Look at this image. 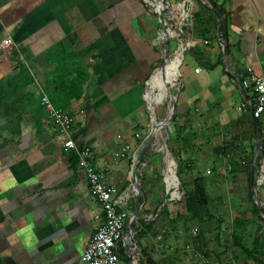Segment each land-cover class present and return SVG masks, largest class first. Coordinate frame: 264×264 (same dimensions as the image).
Wrapping results in <instances>:
<instances>
[{
	"label": "crops",
	"instance_id": "1",
	"mask_svg": "<svg viewBox=\"0 0 264 264\" xmlns=\"http://www.w3.org/2000/svg\"><path fill=\"white\" fill-rule=\"evenodd\" d=\"M211 1L213 9L210 0L191 8L207 27L205 45L199 43L198 52L183 59L179 71L178 59L164 71L166 84L173 86L172 78L177 82L170 113L177 124L191 126V144L199 148L180 156L183 163L191 160L187 173L182 170V183L186 178L192 192V181L203 179L214 219L190 218L184 203L154 206L147 201L150 190L139 188L143 202L135 224L148 227L135 238L139 264L145 261L142 251L153 264H184V228L189 226L194 228L193 252L186 264H264V257L254 256V262L232 245L233 239L240 240L251 250L256 230L264 235V115L254 121L240 106L245 99L242 82L264 73V0ZM155 6L161 16L163 9ZM157 24L137 0H0V86L11 94L2 110L16 121L0 133L3 264H85L80 256L103 217L77 156L63 149L66 137L41 103L52 93L64 104L65 96L53 91L50 80L59 84L72 78L54 74L70 53L78 61L72 58L68 69L79 63L88 78L80 98L60 110L73 119L69 136L89 150L96 170L106 172L120 209L127 213L132 202L134 206L128 168L139 145L136 137L147 127L142 84L157 61ZM5 39L10 46H2ZM169 65L175 75L168 76ZM22 67L33 81L27 86L20 84ZM157 76L159 72L154 85ZM151 99L148 95V103ZM150 109L153 113L152 103L151 116ZM125 146L130 156L115 158ZM179 147L184 148V141ZM156 159L142 160L138 172H148ZM167 164V181L173 183L171 160ZM141 178L136 173V180ZM172 186L168 181V190ZM172 193L176 198L177 192ZM236 219L250 222L244 234L233 230Z\"/></svg>",
	"mask_w": 264,
	"mask_h": 264
},
{
	"label": "rangeland",
	"instance_id": "2",
	"mask_svg": "<svg viewBox=\"0 0 264 264\" xmlns=\"http://www.w3.org/2000/svg\"><path fill=\"white\" fill-rule=\"evenodd\" d=\"M141 5V10L149 11L151 15L157 18V37L154 40L155 42V56L157 57V61L154 63L153 67L150 71H148L147 77L142 84V100L143 107L146 110L147 117V127L143 131V135L136 137L139 145L142 140L147 136L150 131V115H149V103H148V95L152 93L151 89V81L156 72L159 71V76H157V80L155 82L153 96H152V107L153 113L154 110L157 109V112L154 114L155 119L158 123L161 124V128L158 130L154 142L151 145V148L146 154L142 157L141 161L151 157H157L156 161L149 164V171L146 172L144 170H139L140 163L137 164L136 173L140 174L142 177L140 180L137 179V188H147L150 190V195H148L147 201L152 203L154 206L158 204H164L172 202L174 204L184 203V208L186 202L189 201L190 195V186L188 185L189 181L184 178V184L182 183V170L184 168V173H187L186 165L189 163L188 159H184L183 161L180 159V156L184 154V158L188 157L186 153L196 152L199 148L195 147L191 144V138L193 135H190L187 130L191 128V126L187 123H184V126L177 124V120L172 118L170 120L169 106H172L174 99L173 95L175 92V85L165 91V71L164 66L167 63L173 62L175 59H178V71L179 66L182 64L183 59L187 56H191L194 53L198 52V45L202 42L203 38L206 37L209 39V33L206 32V26L202 20L197 19L192 11V3L199 8L201 3H207L209 0H137ZM165 2V3H163ZM148 3H151L150 6ZM158 4V9H166L162 13L161 16L155 12V4ZM212 3V4H211ZM213 1L210 0L208 4L213 7ZM167 8H165V6ZM155 14V15H154ZM160 19L165 21V24L160 22ZM206 21V20H205ZM177 29L178 33H176L172 37H165V29ZM212 29V26H211ZM205 45L204 42H202ZM183 48V49H181ZM164 83V84H163ZM161 105V106H159ZM157 106L160 107L156 108ZM168 119V120H167ZM167 124V125H166ZM184 131V133H183ZM184 141V148L179 147L181 142ZM138 145V146H139ZM184 152V153H183ZM130 153V152H129ZM128 153L127 156H130ZM171 160L172 164V176L170 177L173 181H176L175 176L177 178V196L176 198H171L169 196L168 190V181H167V162ZM146 161V160H145ZM132 164V160L130 161L128 171L130 170V166ZM264 166V165H263ZM151 168V169H150ZM260 170V169H259ZM175 172V173H174ZM135 173V174H136ZM146 173H149L147 176ZM151 174V175H150ZM186 175V174H185ZM145 181V182H144ZM140 191V190H139ZM131 196L134 197L135 193L132 190ZM167 197V198H166ZM166 199L169 201H166ZM173 199V200H172ZM172 200V201H171ZM133 206L130 204L127 213L129 216L132 214L133 210L131 208ZM262 208V207H261ZM125 212V210H124ZM125 212V214L127 215ZM262 223L264 225V208L262 209ZM193 226L185 227L184 232V264L189 262L187 256H192L191 252H193ZM133 233V232H132ZM264 233V226H263ZM131 238V244L133 246L134 251L137 253L138 258L140 257L139 249L137 247L136 240ZM186 247L189 253L186 252ZM139 264V261H137Z\"/></svg>",
	"mask_w": 264,
	"mask_h": 264
},
{
	"label": "built area",
	"instance_id": "3",
	"mask_svg": "<svg viewBox=\"0 0 264 264\" xmlns=\"http://www.w3.org/2000/svg\"><path fill=\"white\" fill-rule=\"evenodd\" d=\"M1 44L3 47H8L11 41L5 39ZM241 86L245 93L241 108L249 110L252 120H259L264 115V73L257 78L244 80ZM41 103L48 108L52 123L59 134L66 137L63 149L72 151L77 156L78 167L84 173L88 191L103 214L99 225L91 235L88 246L80 256V261L85 264H120L121 260L116 254V248L123 242L127 215L120 209L116 193L107 183L106 172L96 170L90 161L89 150L78 147L69 136L74 125L72 117L64 111L54 110L45 97L42 98ZM129 152V148L125 146L114 157L124 158Z\"/></svg>",
	"mask_w": 264,
	"mask_h": 264
},
{
	"label": "trees",
	"instance_id": "4",
	"mask_svg": "<svg viewBox=\"0 0 264 264\" xmlns=\"http://www.w3.org/2000/svg\"><path fill=\"white\" fill-rule=\"evenodd\" d=\"M220 12H218L219 14ZM223 32V29H222ZM76 54L70 53L69 55V61L66 62L64 58H62V61L60 63V66L55 67V73L59 74V77H72L71 79H63L59 84H57L56 80L54 81V77L50 80L51 84L54 87L55 92L62 93L65 98L62 99L64 101V104H61V101L59 99H56L57 97L52 93H47L49 96L50 104L52 105L53 109L55 110H63L66 106L67 102L70 99H79L82 94V86L86 82L88 75L84 71L83 67H80L79 63H77V67L73 69H68L70 66V62H72V58L77 62ZM199 59V57H196ZM20 77H21V86H27L31 84L32 78L29 75V73L26 71L24 67L20 69ZM23 82V83H22ZM19 84V83H18ZM52 92V91H51ZM11 95V94H10ZM9 93L7 94L5 88L3 86H0V133L7 131L8 127L16 123L15 120H11L6 116L2 110L5 101L9 98ZM66 102V103H65ZM192 192L189 195V201L186 202L185 208L187 212L190 215V218L198 220V221H210L214 219L212 215L209 214L208 208H207V199L204 191V181L202 178H196L192 181ZM141 191V189H140ZM143 202V199H139V205H141ZM257 212V211H256ZM219 223L218 221H216ZM250 222L236 219L233 222L232 228L235 232H239L240 234H244L247 230L248 225ZM132 232L134 233V239L142 237L145 232L147 231L148 227L143 226L140 227L139 225L136 226V224L132 225ZM260 228L256 230L257 238L254 239L252 244V249L248 250L245 249L241 243L240 240H232V245L241 249V251L251 260L256 262L257 260L254 258V256L264 257V235L262 233H259ZM119 259L123 264L128 263V258L124 254L123 247L121 243L119 244V251L118 253ZM142 258H144L145 261H142L140 259V264H153L148 257L144 254V252H141ZM0 264H3L0 261Z\"/></svg>",
	"mask_w": 264,
	"mask_h": 264
},
{
	"label": "water",
	"instance_id": "5",
	"mask_svg": "<svg viewBox=\"0 0 264 264\" xmlns=\"http://www.w3.org/2000/svg\"><path fill=\"white\" fill-rule=\"evenodd\" d=\"M150 131L148 132L147 136L142 140L140 145L137 147V149L134 152L132 164L130 167V173H129V181L130 185L135 191V197H134V206H133V212L130 216V218L127 220L125 225V234L124 239L122 242V246L124 249V254L128 258L127 264H137L138 261V255L134 251L133 246L131 244V238H132V225L135 224L138 213H139V197L140 192L137 188V180H136V168L137 164L141 162L142 157L148 152L151 148L152 143L154 142L155 136L158 132V130L161 128V124L156 122L155 117L150 109ZM167 198V197H166ZM173 200V199H172ZM166 201H168L166 199Z\"/></svg>",
	"mask_w": 264,
	"mask_h": 264
},
{
	"label": "bare ground",
	"instance_id": "6",
	"mask_svg": "<svg viewBox=\"0 0 264 264\" xmlns=\"http://www.w3.org/2000/svg\"><path fill=\"white\" fill-rule=\"evenodd\" d=\"M163 3H165V2H163ZM164 10H162V12H163ZM159 16V15H158ZM160 21H161V23L162 24H165V21L163 20V19H160ZM165 37H172V36H174L175 35V32L173 31V32H169V30L168 29H165ZM183 49V48H182ZM175 62V63H174ZM168 64V63H167ZM170 65H172L173 64V66L175 65V64H177V62H176V59L172 62V63H169ZM168 66V76H170V75H173L174 74V72H173V70H174V67L173 66ZM166 69V65L164 66V70ZM159 72V71H158ZM158 72H156L155 74H154V76L158 73ZM175 75V74H174ZM154 76H153V78H154ZM166 76L167 75H165V78H166ZM152 78V79H153ZM176 78V77H175ZM169 81H173V83H177V82H174L175 81V79L174 78H172V79H170ZM175 85V84H174ZM173 85V86H174ZM154 84H152V81H151V89H152V93L151 94H149V96H151L152 97V94H153V90H154ZM170 83L169 84H166V90L165 91H167L168 89H170V88H172L173 87ZM151 103H152V101H150L149 102V105H151ZM177 110V109H176ZM177 113V112H176ZM174 115H175V113H173L171 116H170V119L171 118H173L174 117ZM168 120V119H167ZM167 125V124H166ZM175 173V172H174ZM169 176L171 177L172 176V171L169 173ZM175 179H176V181H173V183L171 182V180L168 178V181L171 183V185L173 184V186L170 188L169 187V194L170 193H172V195H175V192H177V187H176V183H177V178H176V176H175ZM170 196V195H169ZM177 196V195H176ZM171 198H173L172 196H170Z\"/></svg>",
	"mask_w": 264,
	"mask_h": 264
}]
</instances>
